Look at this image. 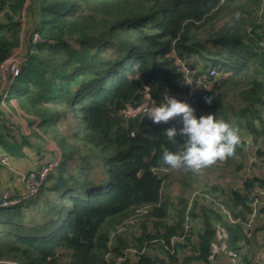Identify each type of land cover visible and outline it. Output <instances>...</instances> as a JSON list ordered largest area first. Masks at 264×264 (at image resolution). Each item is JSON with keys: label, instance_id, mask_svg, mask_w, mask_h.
<instances>
[{"label": "trees", "instance_id": "obj_1", "mask_svg": "<svg viewBox=\"0 0 264 264\" xmlns=\"http://www.w3.org/2000/svg\"><path fill=\"white\" fill-rule=\"evenodd\" d=\"M26 3L25 36L32 30L44 41H30L9 97L40 118L41 133L26 134L0 106V150L31 163L28 171L59 162L35 195L0 206V261L226 264L220 246L252 258L249 247L264 234V206L251 220L247 197L264 187V0H0V64L20 45ZM181 62L216 70L197 93V118L211 114L240 129L234 154L203 171L239 174L250 144L256 172L200 183L199 172L160 163L177 147L163 133L182 127L180 118L157 125L132 113L187 92Z\"/></svg>", "mask_w": 264, "mask_h": 264}, {"label": "built area", "instance_id": "obj_2", "mask_svg": "<svg viewBox=\"0 0 264 264\" xmlns=\"http://www.w3.org/2000/svg\"><path fill=\"white\" fill-rule=\"evenodd\" d=\"M27 5L28 3L25 4L22 12L23 25L21 30L20 45L16 47L12 54L0 64V106L4 107L11 114V116L21 125L23 131L26 134H30L32 130H37L41 133V130L39 129L40 118L36 115H29L21 108L15 98L9 97V91L14 80L22 73V66L25 63L29 53L28 46L30 41L32 43H40L44 41V39L41 38L37 32H33L32 30H30L29 38H26L25 36ZM260 45L264 49V40L260 42ZM180 69L183 71L186 78L188 90L184 95L175 96V98L194 107L196 106V96L200 86L206 79L215 76L216 70L210 69L207 72L200 73L197 69L191 68L189 65L183 62L180 63ZM48 143L50 144L51 149L58 150L57 145L52 140L48 139ZM58 162L59 158L43 163L32 171L21 173L20 176L24 186L21 188L10 185L4 191L0 192V206L16 204L22 199L35 195L47 180L48 176L57 167ZM0 165L10 166V156L3 150H0ZM195 195L196 193L193 194L191 201ZM247 197L253 206V214L251 216V220H253L259 209L264 206V187L258 188L253 192H249ZM206 198L215 211L223 214V216L227 217L230 221L236 222L232 216L231 210L228 206H226L225 203L209 195H206ZM191 205L192 202L190 203L189 208ZM186 219V231L191 232L192 219L189 215ZM130 222L133 224L135 221L131 220ZM251 222L248 224L249 228L251 227ZM124 229V227H121L117 231L113 232L111 234V238L116 234L121 233V231ZM249 236H251V231L249 232ZM229 257V264H264V256L262 254L253 256L250 259H244L237 252L229 251ZM122 260V258H119L117 260V264H121ZM1 263L18 264L16 262L6 260H1L0 264Z\"/></svg>", "mask_w": 264, "mask_h": 264}, {"label": "clouds", "instance_id": "obj_3", "mask_svg": "<svg viewBox=\"0 0 264 264\" xmlns=\"http://www.w3.org/2000/svg\"><path fill=\"white\" fill-rule=\"evenodd\" d=\"M204 99L211 104L214 97L206 96ZM129 111L132 112L131 109ZM140 112L157 125L180 118L182 127H169L163 133L177 145L175 151L165 150L160 159V163L171 169L198 173L232 156L241 142L238 127L211 114L197 118L190 104L175 97L166 95L159 104L153 101L151 106H139L132 114ZM177 137H181L183 142L177 143Z\"/></svg>", "mask_w": 264, "mask_h": 264}, {"label": "crops", "instance_id": "obj_4", "mask_svg": "<svg viewBox=\"0 0 264 264\" xmlns=\"http://www.w3.org/2000/svg\"><path fill=\"white\" fill-rule=\"evenodd\" d=\"M48 148L51 149L49 143ZM30 167L31 163L18 159L10 160V166H0V192L4 191L8 186L12 184L22 188L24 184L22 183L20 174L28 171ZM221 247L218 250L220 252L219 256L221 258V261L223 263L229 264V251H225L223 247V250H221ZM248 252L252 255V257L260 254L264 256V234L257 240V242H254L252 246L249 247Z\"/></svg>", "mask_w": 264, "mask_h": 264}, {"label": "rangeland", "instance_id": "obj_5", "mask_svg": "<svg viewBox=\"0 0 264 264\" xmlns=\"http://www.w3.org/2000/svg\"><path fill=\"white\" fill-rule=\"evenodd\" d=\"M50 139V138H49ZM254 152H255V148L248 144L245 148V162H246V166L245 168L242 170V172H240L239 174H235V173H231L229 172V169L228 167L227 168H224V167H220L218 169H215V170H209V171H206L204 172L203 169L198 173V175H196V178L199 180V182L201 183V180L202 181H205L207 180V178H211L210 179V182H216V183H221V181L219 180L221 178V176H224L222 179H223V182L224 183H232V182H235L237 181L238 179H240L242 176L240 175L241 173L243 174H252L254 172H256V170H258L257 168L255 169L251 164H252V161L254 160ZM46 159H49V158H46ZM204 172V173H203ZM203 173V174H201ZM193 174V173H192ZM202 175V176H201ZM191 181L188 182L189 184H192L194 183V179H193V175H189ZM183 186L180 184V182L178 181H175L173 183V186H172V190L175 193L179 194L180 192H182L183 190ZM190 191V188L186 189L185 192H189ZM221 247V246H220ZM223 247V246H222ZM221 247V250L222 249ZM220 249V248H219ZM225 250V249H224ZM225 251H228V250H225ZM230 251V250H229Z\"/></svg>", "mask_w": 264, "mask_h": 264}, {"label": "water", "instance_id": "obj_6", "mask_svg": "<svg viewBox=\"0 0 264 264\" xmlns=\"http://www.w3.org/2000/svg\"><path fill=\"white\" fill-rule=\"evenodd\" d=\"M139 131H141V130H139ZM139 131H138V132H139Z\"/></svg>", "mask_w": 264, "mask_h": 264}]
</instances>
